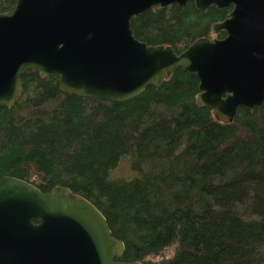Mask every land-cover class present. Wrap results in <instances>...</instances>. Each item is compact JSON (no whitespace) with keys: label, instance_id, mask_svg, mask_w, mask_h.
<instances>
[{"label":"trees","instance_id":"obj_1","mask_svg":"<svg viewBox=\"0 0 264 264\" xmlns=\"http://www.w3.org/2000/svg\"><path fill=\"white\" fill-rule=\"evenodd\" d=\"M16 3L0 0V13ZM231 10L203 12L189 0L131 25L140 42L181 54L212 38ZM21 81L17 103L0 107V179L43 193L66 187L91 201L125 244L118 261L264 264V105L221 123L183 69L123 103L67 95L58 76L38 71ZM123 159L132 176L116 179Z\"/></svg>","mask_w":264,"mask_h":264},{"label":"water","instance_id":"obj_2","mask_svg":"<svg viewBox=\"0 0 264 264\" xmlns=\"http://www.w3.org/2000/svg\"><path fill=\"white\" fill-rule=\"evenodd\" d=\"M189 0H17L0 13V107L19 100L21 78L58 76L67 95L123 103L161 87L179 69L199 80L198 103L221 123L264 105V0H194L206 12L233 7L213 26L225 38H201L181 54L148 46L131 21ZM123 241L105 215L69 188L43 193L0 179V264H141L118 261Z\"/></svg>","mask_w":264,"mask_h":264},{"label":"rangeland","instance_id":"obj_3","mask_svg":"<svg viewBox=\"0 0 264 264\" xmlns=\"http://www.w3.org/2000/svg\"><path fill=\"white\" fill-rule=\"evenodd\" d=\"M218 38L217 35L212 36V39ZM114 178L116 179H125V178H130L132 176L130 167H129V162L127 159H123L118 168L113 171ZM172 252V251H171ZM170 252V253H171Z\"/></svg>","mask_w":264,"mask_h":264},{"label":"flooded vegetation","instance_id":"obj_4","mask_svg":"<svg viewBox=\"0 0 264 264\" xmlns=\"http://www.w3.org/2000/svg\"><path fill=\"white\" fill-rule=\"evenodd\" d=\"M216 8H217V7H216ZM230 8H231L232 10H231V12L229 13V15H230V14L232 13V11H233V7H230ZM217 9H218V8H217ZM229 15H228V17H229ZM228 17H227V18H228ZM227 18H226V19H227ZM226 19H225V20H226ZM225 20H224V21H225ZM222 22H223V21H222ZM218 23H221V22H218ZM216 24H217V23H216ZM214 25H215V24H214ZM224 34H225V33H224Z\"/></svg>","mask_w":264,"mask_h":264}]
</instances>
